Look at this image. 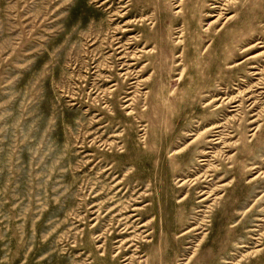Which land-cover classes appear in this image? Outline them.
I'll use <instances>...</instances> for the list:
<instances>
[{"label":"rangeland","instance_id":"1","mask_svg":"<svg viewBox=\"0 0 264 264\" xmlns=\"http://www.w3.org/2000/svg\"><path fill=\"white\" fill-rule=\"evenodd\" d=\"M0 264H264V0H0Z\"/></svg>","mask_w":264,"mask_h":264},{"label":"bare ground","instance_id":"2","mask_svg":"<svg viewBox=\"0 0 264 264\" xmlns=\"http://www.w3.org/2000/svg\"><path fill=\"white\" fill-rule=\"evenodd\" d=\"M211 192V191H210ZM207 221V220H206Z\"/></svg>","mask_w":264,"mask_h":264}]
</instances>
